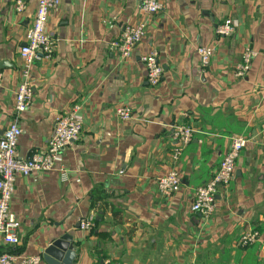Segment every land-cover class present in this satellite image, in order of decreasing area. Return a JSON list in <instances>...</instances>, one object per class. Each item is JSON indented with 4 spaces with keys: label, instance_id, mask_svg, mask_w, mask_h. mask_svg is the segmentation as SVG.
<instances>
[{
    "label": "crops",
    "instance_id": "0c3cea01",
    "mask_svg": "<svg viewBox=\"0 0 264 264\" xmlns=\"http://www.w3.org/2000/svg\"><path fill=\"white\" fill-rule=\"evenodd\" d=\"M13 2L0 0V136L13 116L20 47L36 8L28 0L16 12ZM160 2L159 11L146 14L139 0H61L50 13L55 48L31 66L33 97L19 118L17 157L44 150L55 117L73 104L81 106L82 131L51 170L17 176L10 210L19 243L0 239V252L40 256L39 264H48L44 248L70 234L73 264H264V0ZM226 18L238 26L218 36L215 27ZM138 22L145 34L122 59L110 43ZM200 46L213 48L207 66ZM246 46L257 55L246 75L235 77ZM152 50L163 70L155 86L141 60ZM119 106L133 117L119 120ZM173 124L194 129L176 163ZM238 135L246 142L212 214L192 211L194 190ZM173 168L180 189L164 196L157 180ZM93 192L104 198L103 210L92 208ZM91 214L94 225L82 229L79 221ZM249 231L257 239L243 246L239 238Z\"/></svg>",
    "mask_w": 264,
    "mask_h": 264
},
{
    "label": "built area",
    "instance_id": "2783aa9c",
    "mask_svg": "<svg viewBox=\"0 0 264 264\" xmlns=\"http://www.w3.org/2000/svg\"><path fill=\"white\" fill-rule=\"evenodd\" d=\"M28 0H14L13 10L22 12ZM61 0H36L34 18L26 30L25 43L20 47L22 57V79L14 94L13 116L0 136V239L10 245L19 243L17 230L19 222L10 210V202L15 190L18 175L28 176L35 172H46L53 168L56 157L69 144L79 139L82 131L81 106L73 104L66 113L55 117L53 131L46 141L44 150L33 151L25 158L17 157V143L21 134L19 126L20 115L29 106L33 97V87L30 82V69L35 60L48 58L55 48V39L47 31V21L52 10ZM162 8L160 0H139V9L146 14L159 11ZM238 26L236 18H226L215 27L218 36L232 34ZM145 34V23L138 22L125 26L119 37L111 41L110 46L122 59L128 58L134 47ZM202 66H207L213 54V48L200 46L196 49ZM257 55L254 48L246 46L235 64L234 76L244 77L251 67L253 58ZM146 67V77L150 85L159 84L163 70L158 62V53L152 50L141 57ZM2 73L0 72V83ZM115 116L119 120H130L133 115L127 106L115 108ZM172 148L170 157L173 162L179 161L185 146L191 141L194 129L187 124L171 126ZM244 136H233L230 145L220 160L211 178L198 186L190 203V209L208 217L212 214L216 196L227 188L233 178L236 160L245 145ZM180 175L176 168L169 170L157 180V187L162 195L170 196L180 189ZM94 225V215L91 214L79 221L82 229H90ZM256 231H249L239 238L241 245H248L257 239ZM40 256H16L11 252H0V264H39ZM102 264H118L104 261Z\"/></svg>",
    "mask_w": 264,
    "mask_h": 264
},
{
    "label": "water",
    "instance_id": "95a60500",
    "mask_svg": "<svg viewBox=\"0 0 264 264\" xmlns=\"http://www.w3.org/2000/svg\"><path fill=\"white\" fill-rule=\"evenodd\" d=\"M96 216V220H99ZM42 258L48 264H73L75 247L70 234H63L54 239L43 250Z\"/></svg>",
    "mask_w": 264,
    "mask_h": 264
},
{
    "label": "trees",
    "instance_id": "16d2710c",
    "mask_svg": "<svg viewBox=\"0 0 264 264\" xmlns=\"http://www.w3.org/2000/svg\"><path fill=\"white\" fill-rule=\"evenodd\" d=\"M104 199L100 194H98L97 192H93L91 194V206L92 208H95L97 210H103L104 209V205H106L105 202H102ZM98 223V221H97Z\"/></svg>",
    "mask_w": 264,
    "mask_h": 264
}]
</instances>
